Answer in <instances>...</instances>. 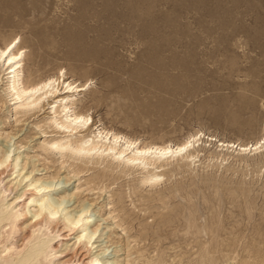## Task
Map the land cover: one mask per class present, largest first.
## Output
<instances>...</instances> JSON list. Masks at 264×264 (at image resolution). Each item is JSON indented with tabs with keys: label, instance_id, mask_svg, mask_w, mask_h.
Segmentation results:
<instances>
[{
	"label": "rangeland",
	"instance_id": "rangeland-1",
	"mask_svg": "<svg viewBox=\"0 0 264 264\" xmlns=\"http://www.w3.org/2000/svg\"><path fill=\"white\" fill-rule=\"evenodd\" d=\"M15 40L25 84L64 72L62 97L70 82L88 83L75 109L92 117V131L141 144L175 145L197 132L202 140L189 150H200L195 163L168 161L167 175L176 170L153 188L105 155L65 159L50 146L65 134L52 119L57 95L20 113L0 61V151L11 153L0 205L29 197L34 180L65 200L54 221L44 215L13 241L1 234L0 248L24 247L35 230L56 234L51 264H264V148L236 149L264 143V0H0V47ZM80 210L98 231L79 250L81 228L67 216Z\"/></svg>",
	"mask_w": 264,
	"mask_h": 264
},
{
	"label": "bare ground",
	"instance_id": "bare-ground-1",
	"mask_svg": "<svg viewBox=\"0 0 264 264\" xmlns=\"http://www.w3.org/2000/svg\"><path fill=\"white\" fill-rule=\"evenodd\" d=\"M18 44H19V41L15 40L11 42L10 44H8L7 46H5V48L0 47V61L3 62L2 65L8 71L6 72L8 75L7 77L8 79L7 87L8 88H6L4 92L8 94L7 90L9 89L10 90L9 93H12V95L15 97V100H17V103H19L18 109L19 108L22 109L20 113L28 114L29 111H32V109L34 108H37L42 102H44V100L46 101V97H48L49 95L56 96L59 93L61 79L64 77L65 73L62 72L61 75L60 76L58 75L57 77L51 76L45 80L39 81V83L30 82V83L25 84L24 81L21 80L25 52L22 49L21 51H15V49H17L18 47ZM73 83H76V82H73ZM87 84L84 83L82 85L74 86V84L70 82L64 89L66 90V92L64 91L63 94H66V95L62 97L61 95H57L55 97V101L51 103L52 107L49 106L52 109L54 115H57L52 118L54 122L56 123V126L62 129L63 133H65L63 136H60L59 138L52 140L51 141L52 143L50 142L51 143L50 146H51V149L56 150V152L58 151V153L62 155L63 158L68 159V160H75L77 158L86 157L89 160L93 161L92 158H94V156L95 158L96 156H98L99 157L98 162H99L102 159L101 157L105 155L104 157L106 156L110 157V159H112L113 162L117 163L116 167L117 165H119V166H124L123 168L125 169L134 170V171L135 170L142 171L144 176L142 175L140 183L142 185L149 186L152 188L158 187L159 185H161L165 177H167L172 172L174 173V171L176 170V168L173 170L171 169L168 170L169 174L167 175V171L165 170L166 171L165 172L163 169H165L164 167L168 165V161L170 162V160H174L177 157L181 156L179 160L181 159L186 160L187 161L186 165L188 166H191V164L196 162L195 160L199 157L200 150L198 151L195 149V151L191 150V152L189 150L192 147H194L196 144H199L201 142L202 134L198 132L194 135H190L187 139H185L183 142L179 144L172 145L169 142V143H163L162 145H158V144H153V143L141 144L140 142H138L137 139H134V138L132 139L118 132H112L111 130L107 131L103 129V130H98L96 132L92 131L91 130L92 124H93L92 117L89 114L84 113L85 111L79 112V111H76L75 109L76 108L75 107L76 106V100H75L76 95L82 91L87 90L89 88ZM76 134L77 135L80 134L81 136L79 138H76L75 137ZM213 139L214 138H212L211 141H213ZM219 143L221 147L228 148V150L229 149L234 150L235 144L232 145L230 143L220 142V141ZM237 148L239 149L238 152H241L243 154L252 153V152L257 154V153H260L261 149L264 148V143H262L260 140L256 144L252 145L251 147L245 146V145H238L236 149ZM10 154H11L10 152L1 153L0 168L4 166L8 162V160L11 158ZM89 160L87 161L89 162ZM17 162H19V160ZM177 164H178L177 168H179L180 164L179 163ZM149 167H153V168L149 169ZM39 181L34 180L32 181V183H30L29 186L33 188V192L30 193L29 197H26L23 199L22 196L20 195L18 198L16 197L17 200H14V202L16 201L15 204H17V202L19 203L23 202L22 208L19 211L22 210L24 212L27 209H30L29 214L31 217L29 221L20 222V220H22L21 218H23V215H26L27 213L21 214L18 210L16 211L17 207L16 205H14V202L9 205H7L6 203L7 207H5V204L3 205L4 207L0 205V235L3 234L2 236L3 238L5 236L6 242L11 241L14 235L19 233V231L26 229L28 226L29 227L31 226L32 228L37 226L42 216L46 215L45 217L47 218L48 222L49 221L52 222L56 219L57 215L61 211L64 212L65 209L61 207H63L62 205L64 204L65 200L62 201V200L54 198L52 194V190L50 189L51 186L48 185L49 183L47 184L46 182V184H42V183L39 184ZM2 191L0 192L3 193ZM1 199H4V198H2L1 196ZM1 199L0 201H2ZM87 212L88 210H83L82 212L80 210V214L78 215H74V216L70 215V217L67 216V220L68 222H70L72 229L74 230L77 228L78 229L81 228V232L78 231L80 233L75 235L76 232L71 231L72 232L71 236L70 237L61 236L62 237L60 238L61 241L62 240L66 241L70 239L73 235H75L76 237L75 246L79 247V250L81 248H84L85 245L87 247L88 244L90 245L92 243L98 231L97 230L98 228L92 229V230L90 229L91 219L88 216H86ZM24 217H27V216H24ZM247 217H250V216H247ZM248 220L250 219L248 218ZM4 222H6V225H4L5 231H3L4 229L1 230V228H3L1 226ZM26 222L28 223L26 224ZM31 230H34V229H31ZM39 230H42V228ZM49 234L47 233L41 234L40 231L36 233V231L34 230L32 234L30 235V237L27 238L25 236L27 238L24 241L25 246L23 247L22 245L23 248L19 247L20 249H16L17 248L16 247L15 250L8 249L9 247L4 246L5 244L1 241L4 244L3 246L7 248H5L4 250L0 248V250L1 249L3 250V251H0V264H51L52 263L51 258L53 257L52 250H54L52 249V242L55 240L56 234L54 236H50ZM46 235H47V238H44ZM15 239H16V236H15ZM60 255L65 256L64 254H60ZM90 262H91L90 264H103L99 258H92ZM245 262H248V261H245Z\"/></svg>",
	"mask_w": 264,
	"mask_h": 264
}]
</instances>
